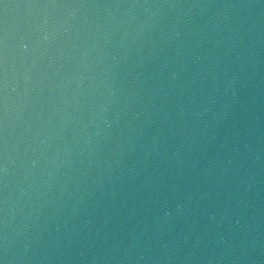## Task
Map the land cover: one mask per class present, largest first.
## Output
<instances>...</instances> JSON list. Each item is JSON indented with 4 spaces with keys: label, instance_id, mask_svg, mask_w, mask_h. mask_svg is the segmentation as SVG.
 Segmentation results:
<instances>
[{
    "label": "water",
    "instance_id": "95a60500",
    "mask_svg": "<svg viewBox=\"0 0 264 264\" xmlns=\"http://www.w3.org/2000/svg\"><path fill=\"white\" fill-rule=\"evenodd\" d=\"M0 264H264V0H0Z\"/></svg>",
    "mask_w": 264,
    "mask_h": 264
}]
</instances>
